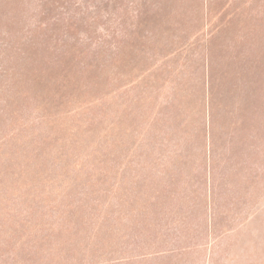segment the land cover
Returning a JSON list of instances; mask_svg holds the SVG:
<instances>
[{"label":"rangeland","instance_id":"obj_1","mask_svg":"<svg viewBox=\"0 0 264 264\" xmlns=\"http://www.w3.org/2000/svg\"><path fill=\"white\" fill-rule=\"evenodd\" d=\"M90 125L94 136L82 132ZM76 138L86 152L69 158L61 147ZM44 143L47 186L36 187L28 232L36 253L2 243L31 208L19 206L23 216L3 228L2 264L57 255L70 194L91 185L101 202L91 193L73 209L79 218L85 204L92 225L114 211L117 226L99 231L106 247L145 210L152 254L133 264H264V0H0V211L14 184L35 178L26 155ZM98 153L103 162L89 159ZM148 158L144 192L134 181L147 178ZM206 162L217 180L208 186ZM8 167L25 173L7 178Z\"/></svg>","mask_w":264,"mask_h":264},{"label":"trees","instance_id":"obj_2","mask_svg":"<svg viewBox=\"0 0 264 264\" xmlns=\"http://www.w3.org/2000/svg\"><path fill=\"white\" fill-rule=\"evenodd\" d=\"M97 117L98 114L93 116V119H95L94 117ZM90 120H92V117H87L85 119L86 122H89ZM96 121V119H95ZM94 124V123H93ZM92 124V125H93ZM92 125H90L89 127H87L86 129H84L82 132H86V134L90 135V136H94V131H93V127ZM77 135H78V131H77ZM75 134H72V137H78ZM79 138H76L73 141H68V143H66L62 148V150L67 151L68 153L64 152V155L67 154L68 157L72 158L74 156V154H77L78 156H76L75 159L77 158H81L83 156V154L86 152V150H83V145H76L75 141H78ZM69 144V145H68ZM47 146V143H44V147L42 149H40L39 155H32V154H28L26 155V163L28 166H34L35 170H34V176L35 178L31 179V183H24V184H14L13 187V193H8L7 195H5V199L3 200L4 204L2 207V210L0 211V239L2 237V232H3V228H5L7 226V224L10 226H13V222H15L18 219V216L22 215V212H18L16 213V208H18L19 206H30L31 208H28V210L24 212H26L28 215L23 216L19 222V225L16 228V232H12L9 233L8 231L5 232V239L3 245H5L7 247V251H11L12 250V245H14V240H16V243L18 244V247L21 249V247H26V249L22 250L24 253L26 251H30V252H34L36 253V233H28L29 231H34L36 230V205L35 203L32 202L31 205V200L35 201L36 200V187L39 185V183H45V189L47 186L46 180L45 179H41L44 178L43 176H40L42 173H40L42 171V165H43V158H45V156L48 155L47 151H45V148ZM79 147L80 150H77V148ZM207 147V144H206ZM34 150H36V148H34ZM33 150V151H34ZM207 150V148H206ZM63 155V152H62ZM64 159V157H62ZM95 158H100L101 162H103V156L101 153H98L96 155H92L91 157H89V159H95ZM144 160V166H141L143 168L146 169L147 172V178L144 177H140L137 178L136 181H134V183L136 184L135 186H138L142 189L144 192L148 191V182L147 179L149 177V174L151 173V170H149L148 168H146V165L149 164V158L148 159H143ZM105 161H107V159H105ZM91 166L94 167V164L91 163ZM186 166V164H185ZM64 167H66V172L71 173L73 171V165L70 164V162L68 160H65L64 163ZM199 167V171L202 170V167H206V173H211L209 175V177H207L208 175L206 174V184L208 186L209 182H210V177L212 180L215 181V175H213V171L215 170V168L213 166H209L206 162L205 166L203 165V163H199L198 164ZM11 168V169H10ZM27 168V167H26ZM84 170L85 168H81L79 171ZM23 172V173H22ZM202 172V171H201ZM25 171L21 170L20 174L17 173V171H15V169H13V167H8V170L3 173L5 175H7V178H10L11 176H17L20 175L21 177H23ZM109 173V172H108ZM111 175V174H108ZM81 174V173H80ZM115 175V174H114ZM90 177H92V175H89ZM106 176H104V178H106ZM201 176V185H202V175ZM102 175H99L98 177V182L100 183L102 182H106L105 180H102ZM37 178V179H36ZM47 179V178H46ZM21 180V179H20ZM77 181H83V175H80L77 177ZM198 181L200 182V180H198V177H196V182L198 184ZM21 182V181H20ZM55 182V181H54ZM116 182H117V178H116ZM79 184L81 182H78ZM115 184V181H114ZM118 184V183H116ZM219 184V183H218ZM88 185V184H87ZM53 186V184H52ZM198 186L200 187V185L198 184ZM223 184H219L217 189H214L215 191H220L221 192V188H222ZM199 187H194L193 189L194 192H196V190ZM8 190L10 191V188L7 187ZM53 187H51L52 189ZM91 192L88 191H84V192H79V195H72L69 197L68 203H67V210L63 211L62 213V218L63 217H69V225H65V223H62L61 227L65 228L66 227V232H69V238L68 240H62L61 238L59 239V236H61V230L62 228L59 227V232H58V237H56L55 239V243H60V245L56 248V254L57 255H52L51 253L46 254V256H44V254H40L39 252V256H38V260H36V256L34 255H28L26 258L22 257V262H17V258L16 259V263L19 264H120V263H125V264H133L136 262H142L144 261L148 256H150L151 253V249H149V247L147 246V236H148V216H146L145 214V210L142 208L138 209V213H142L140 214L141 218L138 219V222L135 224H130L127 225L126 229H127V233L125 235L118 237V241L120 243H114V246L112 247H106L105 245H109L107 244L105 241L103 242L102 239L99 238V231H101L102 227H107V228H111L114 229V227L117 226L115 220L111 221V219H113V215L112 213H114V211H111V214H107V217L105 218L104 222L101 225V218L96 221L95 224L92 225V223L94 222L93 218L94 216L90 217H85V214L87 215V211L85 209V204L82 203V205H80V207L78 208L80 213H81V217H76L78 214V212H76L73 208H74V204L76 203V201L78 200H82L83 196H86V201L90 200L88 197L91 193H93L94 195V201L95 204L96 202H101V191L96 190L92 185H91ZM90 188V189H91ZM5 189V187H4ZM3 189V190H4ZM177 191L178 186L175 188ZM53 190V189H52ZM167 190L166 185L164 184H160V186L158 185V197H157V208L162 210V204L161 201L163 200L164 195L163 193H165ZM87 192V193H86ZM218 193V192H217ZM215 192V194H217ZM79 197V198H78ZM14 198V199H13ZM20 202H18V199H21ZM49 198V197H48ZM126 198L128 199L127 202H131V198H130V193H128L126 195ZM48 201H50L48 199ZM22 202V203H21ZM20 203V205H19ZM182 204V203H181ZM181 204H176V206H180ZM131 205V203H130ZM93 207L91 208L92 211L95 212H99L98 208H95L96 205H92ZM132 206V205H131ZM142 206H144V204H142ZM100 207V206H99ZM21 209V207H20ZM5 213V214H4ZM65 215V216H64ZM72 215V216H70ZM65 219V218H63ZM39 220V219H38ZM43 222V221H41ZM74 225L76 224V227H73L71 224ZM52 224V223H50ZM116 224V225H115ZM44 226H46V224H43L40 229L43 232H46V230H43ZM72 226V228H70ZM69 229H71L70 231H68ZM92 231V233H91ZM18 232V233H17ZM85 235V237H83L82 235ZM89 234V235H88ZM118 235V234H117ZM116 235V236H117ZM54 236V235H53ZM89 236V237H88ZM92 236H98V239L95 240L97 242H95L93 240L94 243V247L92 248V250H87L86 248L89 246V244L85 245L84 244V240L86 241V238H91ZM122 237V238H121ZM43 240V239H41ZM115 240V239H114ZM98 242H102V243H98ZM119 244V245H118ZM33 245V246H32ZM110 246V245H109ZM61 247V248H60ZM98 247V248H97ZM97 248V249H96ZM64 252V250H66ZM18 255L16 257H20V252L21 250H17ZM64 252V253H63ZM8 254V253H7ZM2 256H6L5 254H2ZM123 256V257H121ZM2 260V259H1ZM0 260V264L1 263Z\"/></svg>","mask_w":264,"mask_h":264}]
</instances>
